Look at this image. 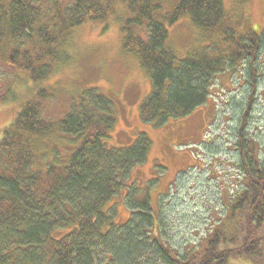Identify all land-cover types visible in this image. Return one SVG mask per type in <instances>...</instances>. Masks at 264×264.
Returning <instances> with one entry per match:
<instances>
[{
  "label": "trees",
  "instance_id": "obj_1",
  "mask_svg": "<svg viewBox=\"0 0 264 264\" xmlns=\"http://www.w3.org/2000/svg\"><path fill=\"white\" fill-rule=\"evenodd\" d=\"M118 1L133 15L121 28V48L133 53L150 78V91L138 106L144 125L161 127L191 115L207 103L224 73L243 72L237 77L244 76L248 86L249 100L246 107L238 106L242 112L234 130L240 179L231 186L239 185V190L225 192L227 216L187 257H173L160 241L149 249L147 199L133 202L138 213L122 224L109 212L116 195L129 189L131 170L148 159L152 143L146 132H138L130 146L108 147L105 140L116 112L97 88L82 91L61 119L41 116L42 104L51 96L42 82L65 58L62 47L71 31L88 21L103 23ZM163 2L0 0V104L20 96L14 68L29 77L31 95L0 137V264H99L103 255L111 256L113 264H141L150 253L165 264H230L242 258L264 264V162L246 128L249 116L244 117L258 87L262 32L250 29L249 20L229 11L224 0H177L170 10ZM182 16L208 44L179 58L169 43L168 26ZM55 134L66 136L75 148L66 159L36 168V142ZM52 232L64 233L56 240Z\"/></svg>",
  "mask_w": 264,
  "mask_h": 264
},
{
  "label": "rangeland",
  "instance_id": "obj_2",
  "mask_svg": "<svg viewBox=\"0 0 264 264\" xmlns=\"http://www.w3.org/2000/svg\"><path fill=\"white\" fill-rule=\"evenodd\" d=\"M176 1L164 0V8L173 9ZM224 2L232 13L243 14L249 20L250 29H259L264 39V0ZM113 7L103 23L88 21L71 31L68 43L62 47L65 58L42 82L51 96L43 102L41 116L48 121L61 119L79 100L82 91L97 88L113 102L116 112V124L105 140L108 147L130 146L138 132H146L152 143L148 159L131 170L129 189L116 195L108 205L109 212L115 215L116 223L122 224L131 214L135 217L138 213L132 203L147 199L151 218L149 249L160 241L164 248L171 250L173 257H187L189 250L199 249L205 243L206 234L209 235L213 227L218 228L219 221L227 216L225 192L239 190V185L231 186L240 179L233 150L237 133L234 130L242 112L238 106L246 107L249 100L248 86L244 76L242 80L237 77L243 72L233 76L224 73L214 82L207 103L191 115L172 119L161 127L144 125L139 119L138 106L150 91V78L139 67L133 53L121 48V28L133 15L125 2L118 1ZM168 34L169 43L179 58L186 57L191 49L208 44L185 16L168 26ZM258 66L260 73L253 108L244 117L249 116L246 128L257 144L258 159L264 162V56ZM13 70L17 75L14 89L20 96L0 104V137L21 102L31 97L29 77L20 73L21 69ZM231 87L235 89L225 94ZM74 148L66 136H44L36 142L34 153L39 160L35 167L44 168L48 163L64 160ZM63 233L52 232V237L57 240ZM147 255L141 264H165L154 254ZM98 263L113 264V259L103 255ZM230 264L251 263L242 258L232 259Z\"/></svg>",
  "mask_w": 264,
  "mask_h": 264
}]
</instances>
